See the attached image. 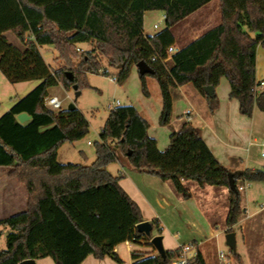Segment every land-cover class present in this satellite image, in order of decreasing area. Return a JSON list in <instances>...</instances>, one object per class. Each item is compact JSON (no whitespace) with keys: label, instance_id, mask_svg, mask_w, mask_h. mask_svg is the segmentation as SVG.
Returning <instances> with one entry per match:
<instances>
[{"label":"trees","instance_id":"1","mask_svg":"<svg viewBox=\"0 0 264 264\" xmlns=\"http://www.w3.org/2000/svg\"><path fill=\"white\" fill-rule=\"evenodd\" d=\"M210 1L0 0V71L11 83L40 81L0 116V166L11 167L9 175L28 192L24 210L0 219V235L8 229L0 264L47 256L56 264H80L89 255L122 262L118 244H151L150 236L137 229L144 218L138 203L120 185L122 175L107 169L122 160L140 172L170 180L185 198L191 193L183 180L230 189L232 174L238 190L230 189L226 225L231 231L241 213L238 186L264 181V167L231 171L214 155L200 128L189 121L172 131L168 147L161 150L149 134V122L133 104L110 110L91 164L62 163L59 148L84 138L90 121L78 107L53 110L45 105L50 88L59 83L66 89L77 84L80 90L89 86L88 73L110 76L111 67L117 84L123 85L134 67L145 61L153 72L140 74L142 91L149 96L147 76L158 81L162 125L171 120L173 89L187 83L206 97L213 112L219 103L215 89L222 77L230 82L229 95L239 101L242 114L252 116L255 107L264 113V89L256 90L264 81L256 76L257 48L264 46V0H220L221 23L172 53L176 44L172 28ZM151 10L165 13L166 26L146 34L144 15ZM8 32L22 47L9 41ZM78 43L91 47L79 53ZM44 45H53L65 66L52 68L40 50ZM72 57L78 59L76 66ZM206 86H212L213 92L208 93ZM21 113L30 115V120L20 122ZM152 224L161 234L158 220ZM178 251V247L166 250L164 258L134 250L133 264H168ZM197 261L206 264L200 252Z\"/></svg>","mask_w":264,"mask_h":264},{"label":"crops","instance_id":"2","mask_svg":"<svg viewBox=\"0 0 264 264\" xmlns=\"http://www.w3.org/2000/svg\"><path fill=\"white\" fill-rule=\"evenodd\" d=\"M147 13L148 11L144 15L146 34H148L145 29ZM221 21L220 0H212L172 28L176 37V44L172 53L216 27ZM252 35L254 34L252 33ZM84 44L86 45L85 49L91 47L88 43ZM19 45L22 47L20 42ZM40 50L46 62L52 68L61 67L53 65V62L56 61L57 63L61 60L58 58L57 50L53 45H44L40 47ZM48 59H52L53 62L50 63ZM170 62L171 59H168L169 64ZM108 68L114 75L116 70L111 67ZM256 76L257 81L264 80V46L262 45L257 48ZM146 82L149 96L144 95L140 73L137 67H134L129 79L123 85H118L124 91L126 101L121 103L119 99L117 100L120 101L119 105L133 104L137 108L140 115L149 122V134L157 140L158 147L161 150L168 147L172 131L181 129L183 124L189 121L200 128L207 145L228 169L231 171L245 170L246 168L259 169L249 165V147L253 144L260 147L264 140V113L258 107H255L252 116L242 114L239 101L229 95L231 87L227 78L222 77L220 84L215 89L219 103L213 112L209 108L206 97L192 83L174 88L172 93V116L170 123L167 125L160 124L159 120L163 108L160 85L152 76H147ZM263 89L256 88L257 92H261ZM188 109H192V111L188 113ZM75 142H72L71 145L74 146ZM88 143L91 144L90 141ZM59 151L60 149L58 150V158ZM80 152L83 153L82 155L85 158L86 155L83 150H80ZM81 163L84 164V162ZM113 165L116 166L115 170L111 168ZM107 169L115 176L122 175L120 185L138 203L144 221L152 222L156 219L162 227L171 224H182L183 222L192 223L195 227L192 239L193 242L199 243L198 250L205 263L217 264V248L216 257H211L208 242L218 237L214 227L219 222L226 223L230 210V189L228 187L200 186L195 181L183 180L184 186L191 193L190 198H185L182 193L175 189L170 180L164 181L157 176L140 172L125 160L113 162L107 166ZM10 171L11 167L0 166V219L16 214L27 207V189L18 179L9 175ZM254 183L256 181L243 184L246 185L245 189H251ZM240 206L241 213L233 228H240L242 231L244 248H242L241 253L237 251L236 237L235 258L238 257L243 264H264V203L258 202L255 191L252 190L250 194L246 193L245 197H241ZM224 227L226 228L227 225L225 224ZM7 230L4 229L0 237L5 236ZM156 235H159V233H155ZM181 244V242H178L173 249ZM202 247H206L204 248L205 252ZM134 250L152 255L158 254L156 248L151 244L138 245L131 241H125L116 246V251L122 262H117L109 256L96 258L89 255L80 264H133L132 252ZM251 250L254 253H251ZM35 261L36 264H56L50 256L38 258Z\"/></svg>","mask_w":264,"mask_h":264},{"label":"rangeland","instance_id":"3","mask_svg":"<svg viewBox=\"0 0 264 264\" xmlns=\"http://www.w3.org/2000/svg\"><path fill=\"white\" fill-rule=\"evenodd\" d=\"M157 23L159 25L158 28H154V24ZM165 13L162 10H151L148 11L146 15L145 29L148 34H154L161 29L165 28ZM179 34V30L177 29ZM7 37L10 42L14 43L17 46L19 45V41L16 39L13 33L9 32ZM75 48L80 51L85 50L86 45L84 43H78L75 45ZM104 66H108L107 59L104 56H101ZM50 63H52V59H48ZM72 62L75 63V66L78 64V59L76 57H72ZM65 62L61 59L59 62H53L54 66H65ZM171 64V62H170ZM113 75L104 76L99 73H88L87 81L89 86H83L80 88L81 94L78 98L75 97V89L70 87V89H66L62 83L50 88L52 94L58 95L59 97H66L69 95V98H66L63 108H67L70 103L74 102L76 106L85 114V116L90 121V131L89 133L82 139L77 140L75 145H71V143L66 142L59 149V158L60 162H73V163H81L91 164L96 157V149L95 143L99 140L100 130L110 112L107 108V105L110 103L112 98L119 99L122 102L125 100V93L121 87H119L117 82H114L110 79ZM38 80H28L17 83L9 82L3 73L0 71V116L7 112L14 102L20 98L25 96L30 90H32L37 84ZM50 93V94H51ZM91 142L89 144L88 142ZM250 149V167L262 169L264 167V159L260 155V147L259 145L253 144L249 147ZM83 150L86 157H83V153L80 152ZM112 169L115 170L116 166H111ZM113 170V171H114ZM242 184L245 182H241ZM241 184V185H242ZM255 191V196L258 202L264 203V181H256L251 186V189L241 190V197H245V194H250L251 191ZM253 204V202H251ZM225 222H219L216 225L215 232L218 233V237L212 239L208 242L209 245V254L211 257H216V248L219 246L224 251L228 252L230 247L226 244L225 238ZM163 231L161 233L163 239V245L166 250H172L178 242L182 244L193 242L192 235L193 231H195V227L192 223L183 222L182 224H171L167 227L163 226ZM231 231L236 232L237 237V251L241 253L243 247V236L240 228L234 229L233 226L230 228ZM155 233H158V228L156 225H153L152 235L155 236ZM137 244V243H134ZM139 245V244H138ZM6 235L0 237V248H6ZM203 248V247H202ZM206 248V247H204ZM203 248L204 252L205 249ZM251 253H254V251ZM237 264H243L242 261L236 257Z\"/></svg>","mask_w":264,"mask_h":264},{"label":"built area","instance_id":"4","mask_svg":"<svg viewBox=\"0 0 264 264\" xmlns=\"http://www.w3.org/2000/svg\"><path fill=\"white\" fill-rule=\"evenodd\" d=\"M159 25L157 23L154 24V28H158ZM112 81L116 82V78L112 77ZM256 88H264V81H262ZM70 96L67 95L66 97H59L55 94H50L45 98V105L53 110H60L63 108L64 102L66 98ZM120 104V101L117 99H112L108 104L109 109H114ZM192 109H188V113L191 112ZM260 155L264 159V140L260 146ZM239 189L244 190L246 185L242 184L238 186ZM227 229L224 231L227 233ZM199 243L198 242H191L185 243L178 246L179 251L175 258H173L168 264H198L197 257L199 254L198 250ZM217 264H237L235 255L232 253L231 249L226 252L217 246Z\"/></svg>","mask_w":264,"mask_h":264},{"label":"water","instance_id":"5","mask_svg":"<svg viewBox=\"0 0 264 264\" xmlns=\"http://www.w3.org/2000/svg\"><path fill=\"white\" fill-rule=\"evenodd\" d=\"M136 67H137L140 74H148V73L153 72V69L145 61H140L136 65ZM69 77H72L71 73L69 74ZM73 88L75 89V97L78 98L81 94V91L78 89V85L75 84L73 86ZM205 90L208 93H212L214 89L212 86H206ZM76 107H77L76 104L74 102H72L69 104V106L67 108L68 109H74ZM30 118H31V116L28 115L27 113H21L18 115V120L20 122H26L27 120H30ZM229 186H230V189H232L233 191L238 190L236 181H235L232 174H229ZM137 229L139 232L144 233L148 236H151L152 230H153V224L151 221H148V220L142 221L137 225ZM225 238H226V244L230 247V249H232L233 251H236V233L234 231L227 232L225 234ZM151 244L156 248V250L158 251V254H160L164 258L166 257V249L164 248L163 237L161 234L153 236L151 238ZM20 264H36V261H35V259H26V260L22 261Z\"/></svg>","mask_w":264,"mask_h":264}]
</instances>
